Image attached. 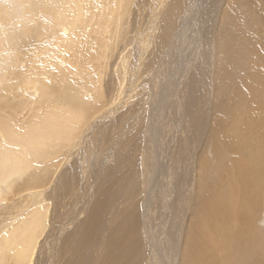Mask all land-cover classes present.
Instances as JSON below:
<instances>
[{"label":"bare ground","instance_id":"obj_1","mask_svg":"<svg viewBox=\"0 0 264 264\" xmlns=\"http://www.w3.org/2000/svg\"><path fill=\"white\" fill-rule=\"evenodd\" d=\"M132 1L0 2V264H264V0Z\"/></svg>","mask_w":264,"mask_h":264},{"label":"rangeland","instance_id":"obj_2","mask_svg":"<svg viewBox=\"0 0 264 264\" xmlns=\"http://www.w3.org/2000/svg\"><path fill=\"white\" fill-rule=\"evenodd\" d=\"M167 1H169V0H167ZM0 2H2V3H5V0H2V1H0ZM136 3H137V0H133L132 1V4H131V7H130V10H131V14L128 16V19H129V25H130V22L132 23V22H136L138 25H139V33L136 35V38H135V43H134V47L133 48H135L136 49V51H137V53L139 52V51H142V49H144V50H146L144 53H146V55H149L150 54V49H151V47H150V45L148 44V41H146V38H145V31H144V29L149 25V23H150V20H151V15H150V11H149V9H143L142 10V8L141 9H139L138 10V8H137V6H136ZM130 17V18H129ZM56 28L58 29V26L56 25L55 26V28H53V29H55L56 30ZM142 29V30H141ZM157 30V29H156ZM134 33V32H133ZM132 32H131V34H133ZM32 35V34H31ZM139 35V36H138ZM95 36V35H94ZM32 37H34V36H32ZM145 38V39H144ZM143 40V41H142ZM145 40V41H144ZM79 42H82L81 40L79 41ZM121 44V43H120ZM64 45H66V44H64ZM98 45V43H94V48L96 47ZM133 45V44H132ZM132 45L129 47V51L127 52V58H126V61L128 62V63H126L127 64V66L129 67V65H130V63L133 61V49L131 48L132 47ZM68 48H69V46H67ZM113 48V47H112ZM115 49H116V46L114 47ZM142 48V49H141ZM130 50H132V52H130ZM71 51V50H70ZM99 52V51H98ZM103 52V51H102ZM106 52V51H105ZM116 52V50H114V53ZM41 53H39V55H40ZM73 54H75V50H74V53H73V50L71 51V52H69V50L67 49V51H66V56L68 57V56H72ZM132 54V55H131ZM104 55H105V53H104ZM132 56V57H131ZM145 56V55H144ZM70 58V57H69ZM107 59H109V58H107L106 57V59H101L102 60V63H104V61H106ZM146 59V58H145ZM113 60V59H112ZM95 62H96V60H95ZM26 78V76L24 77V79ZM21 80H20V82L22 83V78H20ZM78 79L80 80V78L78 77ZM107 80V78H104L103 79V81L101 82V84H100V87H103L104 86V84L107 82L106 81ZM23 84H24V82H23ZM3 86V85H2ZM86 92L87 93H91V91L89 90V89H87L86 90ZM85 92V93H86ZM11 94V96H10V100H12V101H16V99L17 98H15V97H13V95H15V94H12V93H10ZM88 94V95H89ZM50 108L51 109H56V106L54 105V104H52L51 106H50ZM62 109V108H61ZM24 110H21V112H23ZM122 110H120L119 109V112H121ZM119 112H118V114H119ZM15 113H17L16 112V110H10V112L9 113H3V112H0V114H4V115H10V114H15ZM16 115V114H15ZM117 115V114H116ZM5 136H6V134L2 131V128H0V142L3 140V139H5ZM30 159V161L32 160V157H30L29 158ZM92 187V186H91ZM91 187L89 188V190L87 191V193H89L90 192V190H91ZM49 189V187L48 188H45V190H48ZM44 190V191H45ZM34 192H36L37 194H39L40 192H41V190H40V188H37V189H35L34 190ZM24 194H26V193H24ZM8 198L10 199V200H12V198H14L12 195H11V193H9L8 194ZM32 198V196H25V197H22L21 199H19V198H15V199H13V201H9V202H7L6 200H4V199H0V213H1V210H2V205L3 204H5L6 206H7V208L8 209H11L13 206H17V207H19V205H21V204H23V203H28V201H29V199H31ZM82 215V214H81ZM81 215H79L78 216V219H80V216Z\"/></svg>","mask_w":264,"mask_h":264}]
</instances>
